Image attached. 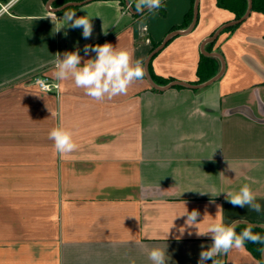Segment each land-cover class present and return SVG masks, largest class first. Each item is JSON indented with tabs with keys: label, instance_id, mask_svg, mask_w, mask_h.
<instances>
[{
	"label": "crops",
	"instance_id": "crops-1",
	"mask_svg": "<svg viewBox=\"0 0 264 264\" xmlns=\"http://www.w3.org/2000/svg\"><path fill=\"white\" fill-rule=\"evenodd\" d=\"M48 1L15 0L0 13V264H152L153 248L165 251L166 264H197L212 241L196 232L217 212L225 225H264V13L253 0L239 23L248 0L239 18L220 0H198L195 27L171 38L149 63V76L163 89L144 75L126 94L103 100L71 79L55 80L56 53L79 50L83 64L96 56L85 55L86 44L110 43L144 68L173 27L190 26L195 0H163L166 19L157 9L130 10L124 0L68 6L91 19L89 39L68 26L65 11H51L67 3L47 8ZM231 23L204 46L223 60L216 81L164 88L207 82L196 74L205 58L218 74L220 60L201 46ZM35 77L57 90L41 92ZM55 127L72 131L74 152L57 154L48 138ZM244 184L261 212L228 201L227 193ZM186 209L200 213L197 226L186 223ZM261 263L245 246L224 257V264Z\"/></svg>",
	"mask_w": 264,
	"mask_h": 264
},
{
	"label": "clouds",
	"instance_id": "clouds-1",
	"mask_svg": "<svg viewBox=\"0 0 264 264\" xmlns=\"http://www.w3.org/2000/svg\"><path fill=\"white\" fill-rule=\"evenodd\" d=\"M161 2L162 0H135V11L139 14H143L145 10L151 12L160 8ZM131 7L130 4L129 9ZM63 19L73 29L82 28L83 38L89 39L91 37L93 25L87 16L76 17V12L65 11ZM140 23L141 30L147 31V25L143 24V21ZM83 51L85 55L94 52L96 56L92 59L83 60L82 64L83 58L79 54V50L66 51L62 54L56 53L55 59L52 61L54 65L53 75L57 81L71 79L77 88L83 89L87 96L95 100L112 99L115 96L126 94L132 82L143 78L145 75V70L140 61L133 65L129 51L113 47L110 43L95 46L86 44ZM36 84L44 92L51 90L50 85L45 80L38 78ZM48 138L54 142L55 151L61 156L71 154L78 147L73 139L72 131L64 127L53 128L49 132ZM227 199L234 207L247 206L257 213L261 212V205L256 202L255 194L248 184H244L238 192L227 193ZM217 208L219 210L220 206L217 205ZM183 215H187L186 223L188 225L197 226L199 224L197 220L200 213L196 209L191 212L186 209ZM216 215L218 218L210 223L205 231H200L197 228V236L207 235L212 241L207 250L200 252L197 264H208L209 261L211 264H224L222 259L216 257L225 255L234 248H243L245 241L264 243V237L254 234L252 231L256 226L255 224H247L241 232L237 233L236 229L241 220L225 225L218 212ZM245 223L247 222L245 221ZM203 247L201 245L202 249ZM148 256L152 264H166L165 251L160 248L151 249Z\"/></svg>",
	"mask_w": 264,
	"mask_h": 264
},
{
	"label": "water",
	"instance_id": "water-1",
	"mask_svg": "<svg viewBox=\"0 0 264 264\" xmlns=\"http://www.w3.org/2000/svg\"><path fill=\"white\" fill-rule=\"evenodd\" d=\"M54 1H55V0H49V1L47 2V4H46V7H47V8H50V5H51ZM124 1H125V5H126V7L129 8V5H130L129 0H124ZM79 4H80L79 2H73V3L66 4L65 6H63L62 8H59V9H51V11H53V12H58V11L64 9V8L68 7V6H75V5H79ZM130 10H131V9H130ZM250 10H251V0H248V8H247V11H246L245 15H244L240 20H238V21L235 22V23H239V22H241V21H242V20H243L248 14H249ZM197 12H198V0H195V2H194V6H193V18H192V22H191L190 26L187 28V30H185L184 32L173 31V32L168 33L167 36L165 37V39L159 44L158 47H156L154 50H152V51L150 52V54L148 55L147 59L145 60V63H144L145 76H146V78H147L148 83L151 85L152 88H154V89H158V90L163 89V88H160V87H158L157 85H155V83L152 81L151 77L149 76V73H148V66H149V63H150L151 59L153 58V56H154L155 54H157V53H158V52H159V51H160V50L166 45V43H167L171 38H173V37H175V36H177V35H179V34H182V33L188 32V31H191V30L195 27V24H196V21H197ZM231 25H233V24L231 23V24H228V25H225V26H222L221 28H219V29L213 34V36H211L210 38H208L207 40H205V41L203 42L202 46H201V52H202L203 55H205V56L216 57V58H218V59L220 60V63H221V70L219 71L218 74H216L213 78H211V79L208 80L207 82H205V83H203V84H200V85H198V86H191V85H189V84H185V83H182V82L174 81V82L170 83L168 86H166V87H164V88L172 87V86H177V85H178V86H185V87H189V88H201V87H205V86H207V85L213 83L214 81H216V80L221 76V74L223 73V69H224V68H223V60H222L221 56H220L219 54H217V53H209V52H206V51L204 50V46H205V44H207V43H210V42L215 41L216 38H217V36H218V34H219L223 29H225L226 27L231 26ZM242 224H243V225H247V224H255V223H249V222L245 223V222L241 221V223H240L239 225H242ZM255 225H256V226H255L256 228L264 229V225H262V224H255ZM224 257H225V255H222V256H221V259H222L223 261H224ZM261 262H262V264H264V248H263L262 251H261Z\"/></svg>",
	"mask_w": 264,
	"mask_h": 264
},
{
	"label": "trees",
	"instance_id": "trees-1",
	"mask_svg": "<svg viewBox=\"0 0 264 264\" xmlns=\"http://www.w3.org/2000/svg\"><path fill=\"white\" fill-rule=\"evenodd\" d=\"M81 1L84 0H77V1L74 0L72 2H81ZM68 2H63V0H55L52 3V6L55 8H59ZM131 5L132 8L135 9L134 2ZM219 5L220 7L235 13L237 18L241 17L246 9L245 0H220ZM253 5L255 6V9H257V11L264 13V0H253ZM70 8L66 7L61 11H68ZM196 74L199 82H205L208 81V79H211L215 75V70L211 65L210 61H208V59L205 58L201 62H199ZM246 226L247 225H243V224L238 225L236 229L237 233L241 232ZM252 231L254 234H259L262 237H264V229L255 227L253 228ZM244 246L246 247L247 250H249L253 254V256H255L261 262V251L264 248V243H253L251 241H245Z\"/></svg>",
	"mask_w": 264,
	"mask_h": 264
},
{
	"label": "built area",
	"instance_id": "built-area-1",
	"mask_svg": "<svg viewBox=\"0 0 264 264\" xmlns=\"http://www.w3.org/2000/svg\"><path fill=\"white\" fill-rule=\"evenodd\" d=\"M13 1H15V0H10L7 4L2 5V6H1V9H0V13H1V12H7V11H8V7L11 5V3H12ZM38 78H39V79H42V80H45V81L50 85L51 90L48 91V93H50V92H54V91L57 90V85L54 84V83H53L52 81H50L49 79H47V78H45V77H35V78L33 79V83L35 84V86H36L41 92H44V91H42V90L40 89L39 85L36 84V80H37Z\"/></svg>",
	"mask_w": 264,
	"mask_h": 264
},
{
	"label": "rangeland",
	"instance_id": "rangeland-1",
	"mask_svg": "<svg viewBox=\"0 0 264 264\" xmlns=\"http://www.w3.org/2000/svg\"><path fill=\"white\" fill-rule=\"evenodd\" d=\"M0 1H8V0H0ZM69 1V2H68ZM72 1H74V0H63V2H68V3H73ZM75 1H77V0H75ZM162 2H163V0H162ZM162 2H161V6H160V8H158L157 10H158V15L159 16H161L163 19H166V18H168V16H169V10H167V9H165L166 7V5H162ZM67 3V4H68ZM188 26V25H187ZM189 27V26H188ZM187 27V28H188ZM186 28V29H187ZM173 31H175L177 28H175V27H173ZM172 31V32H173ZM166 37V36H165ZM165 37L161 40V42L165 39ZM160 42V43H161Z\"/></svg>",
	"mask_w": 264,
	"mask_h": 264
}]
</instances>
